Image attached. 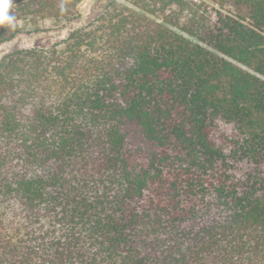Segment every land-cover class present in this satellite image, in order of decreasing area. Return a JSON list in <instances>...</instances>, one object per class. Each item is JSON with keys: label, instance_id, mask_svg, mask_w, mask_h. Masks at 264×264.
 <instances>
[{"label": "trees", "instance_id": "1", "mask_svg": "<svg viewBox=\"0 0 264 264\" xmlns=\"http://www.w3.org/2000/svg\"><path fill=\"white\" fill-rule=\"evenodd\" d=\"M81 1L0 0V45ZM214 2L1 57L0 264H264V0Z\"/></svg>", "mask_w": 264, "mask_h": 264}, {"label": "rangeland", "instance_id": "2", "mask_svg": "<svg viewBox=\"0 0 264 264\" xmlns=\"http://www.w3.org/2000/svg\"><path fill=\"white\" fill-rule=\"evenodd\" d=\"M114 1L120 0H82L76 8L78 17L63 26L47 18L21 20L18 23L19 34L12 41L0 45V59L15 50L51 48L54 44L66 39L71 32L98 18L107 6ZM194 2H205L218 6L214 0H194ZM223 10L228 13H235L232 4H225Z\"/></svg>", "mask_w": 264, "mask_h": 264}]
</instances>
